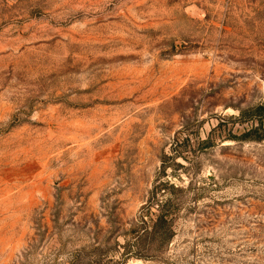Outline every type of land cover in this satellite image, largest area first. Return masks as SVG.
<instances>
[{"label": "rangeland", "instance_id": "obj_1", "mask_svg": "<svg viewBox=\"0 0 264 264\" xmlns=\"http://www.w3.org/2000/svg\"><path fill=\"white\" fill-rule=\"evenodd\" d=\"M263 101L264 0H0V264H264Z\"/></svg>", "mask_w": 264, "mask_h": 264}, {"label": "trees", "instance_id": "obj_2", "mask_svg": "<svg viewBox=\"0 0 264 264\" xmlns=\"http://www.w3.org/2000/svg\"><path fill=\"white\" fill-rule=\"evenodd\" d=\"M237 118H240L242 122L251 121L253 123L256 120L261 122L264 118V101L254 107L242 110ZM253 130L252 124L251 128L244 132L242 136L246 137ZM169 187L174 188L173 185H169L168 182H159L154 186V196L157 192ZM153 204H157V207L154 208ZM170 205L169 200L163 203L157 199L156 203L150 202V204L143 207L146 208V212L139 216L138 226L134 229V245L136 246V249H142L144 247L141 245V240L146 237H149L150 241H153L157 237V240L159 239L162 243H167L171 239L173 235V217Z\"/></svg>", "mask_w": 264, "mask_h": 264}]
</instances>
